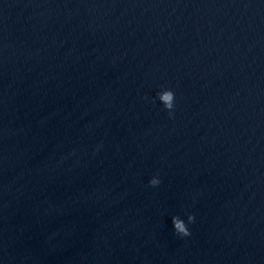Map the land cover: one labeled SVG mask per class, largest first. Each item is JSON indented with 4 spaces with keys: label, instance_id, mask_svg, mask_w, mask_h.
<instances>
[{
    "label": "water",
    "instance_id": "water-1",
    "mask_svg": "<svg viewBox=\"0 0 264 264\" xmlns=\"http://www.w3.org/2000/svg\"><path fill=\"white\" fill-rule=\"evenodd\" d=\"M0 264H264V0H0Z\"/></svg>",
    "mask_w": 264,
    "mask_h": 264
},
{
    "label": "clouds",
    "instance_id": "clouds-1",
    "mask_svg": "<svg viewBox=\"0 0 264 264\" xmlns=\"http://www.w3.org/2000/svg\"><path fill=\"white\" fill-rule=\"evenodd\" d=\"M161 92L164 94V99L167 102L164 105L163 110L168 112L169 116H171L172 109L174 108L175 94L170 88H161L155 93L156 96L159 97ZM159 183H160V179H159L158 175H153L148 180V184L150 186H153V187L157 186ZM192 221H193V216H192L191 213L187 214L186 224L177 221L176 218L173 217L172 218V224H173L172 231H173V233L175 235L179 236V237H187V236H189L190 232H189V229H188L187 225L190 224Z\"/></svg>",
    "mask_w": 264,
    "mask_h": 264
}]
</instances>
